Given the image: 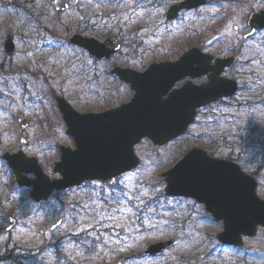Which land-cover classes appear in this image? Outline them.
<instances>
[{"label":"rangeland","instance_id":"1","mask_svg":"<svg viewBox=\"0 0 264 264\" xmlns=\"http://www.w3.org/2000/svg\"><path fill=\"white\" fill-rule=\"evenodd\" d=\"M176 1L180 0H148V8L144 10L141 3L126 0L119 3L113 19L95 17L87 22L84 13L92 15L96 8L92 0H84V13L74 5L66 12H59L54 0H0V94L8 88L16 91L14 100L3 103L0 111V256L10 251L9 255L22 264H110L118 261L123 264H178L173 256L182 251L177 252L176 247L181 248L188 239L201 245L207 242V235L216 238L223 230L222 222L204 217V206L193 199L162 196L166 183L161 173L173 167L192 147H202L220 158H228L230 153L239 151L216 148L217 139L209 137L207 130L212 133L217 129L214 114L226 108L227 103L246 100L254 94L250 85L255 75L258 79L264 76V30L247 40L243 37L249 31L243 15L264 9V0H211L212 4L182 12L176 21L167 22L165 14ZM9 28L13 29L16 45L11 55L5 53ZM98 31L106 34L98 37ZM115 34L124 35L129 46L112 55L110 64H96L86 50L69 43L72 35H86L104 42ZM197 46L209 53L231 54L232 50L236 53L237 61L226 73L239 81L240 91L235 97L202 109L198 122L185 135L165 146H156L149 139L142 140L136 145L141 160L139 166L114 180L85 183L82 187L55 192L47 201L39 203L30 198L29 189L15 185L14 174L2 159L5 152L24 149L28 155L39 159L48 175L59 178L60 173L53 171L61 159L58 144L75 148L57 106V96L65 97L82 113H98L114 103L120 106L130 101L133 91L118 77L104 79L102 71L109 65V69L116 65L144 71L155 58L157 62L175 61ZM143 62L146 63L141 65ZM99 73L101 81L97 78ZM201 81L205 79L197 80L196 84H202ZM259 83L261 89L257 92H264V81ZM260 97L252 98L258 102ZM19 117L29 121L27 128L20 127ZM208 121L211 126L204 127L202 123ZM258 132L260 140L257 142L264 144L262 124ZM21 137L28 140L29 147L21 145ZM104 193L108 204L101 199ZM258 193L264 199V193ZM150 197L167 211L172 206L169 215L179 221L181 228L173 231L160 226L158 230L144 231L150 221L156 219L151 220V215H146L145 211L140 214ZM85 200L88 202L85 208L90 211L86 215L74 212L79 207L78 202ZM9 215L17 218V225L7 231ZM141 216L146 218L147 226L143 228L139 223ZM62 217L64 222L51 230ZM103 221H109L107 229L112 233L116 231V223L126 229L131 236L127 244L114 248L116 246L111 244L119 245L117 239L106 247L94 244L92 239L99 236L97 228L93 230L92 227ZM80 234L92 235V238L78 237ZM169 238L177 242L161 257L128 258L144 252L151 243ZM248 246L252 250L264 249L263 229L255 238L246 239L244 248Z\"/></svg>","mask_w":264,"mask_h":264},{"label":"water","instance_id":"2","mask_svg":"<svg viewBox=\"0 0 264 264\" xmlns=\"http://www.w3.org/2000/svg\"><path fill=\"white\" fill-rule=\"evenodd\" d=\"M207 0H185L173 5L168 18L174 19L183 9L202 6ZM58 11H65L69 3L55 0ZM254 34L264 28V11L254 14L250 20ZM6 50L15 49L12 28L8 29ZM71 42L87 49L92 55L110 57L121 45L111 39L104 42L83 35H75ZM96 52H103L97 56ZM212 56L199 48H192L178 61L152 64L145 72L117 68L115 73L131 85L135 94L132 100L106 112L82 114L67 101L59 98V106L68 125V134L75 140L76 149L62 147L61 160L55 172L62 178L49 182L42 173L38 160L27 157L23 151L6 153L4 158L16 175L19 185L29 184L27 174L34 173L38 180L31 197L46 200L53 190L79 184L84 180L104 181L134 169L139 164L135 146L144 138L163 146L183 135L194 122L197 110L224 97H232L238 91L237 80L223 76L234 58L217 59L211 66ZM208 75L209 81L196 85L187 82L181 89L170 90L185 77L192 79ZM24 128L28 121L20 119ZM22 143L28 144L23 138ZM169 195L185 196L206 205L216 221L223 222L224 229L217 235L225 245L242 247L244 237H254L258 228H264V199L257 193L258 182L234 162L216 159L201 148L191 149L171 170L163 174ZM60 219L51 229L63 223ZM16 221L9 217L8 230ZM174 239L152 244L146 253L157 256L174 243ZM121 264V262L112 263Z\"/></svg>","mask_w":264,"mask_h":264},{"label":"trees","instance_id":"3","mask_svg":"<svg viewBox=\"0 0 264 264\" xmlns=\"http://www.w3.org/2000/svg\"><path fill=\"white\" fill-rule=\"evenodd\" d=\"M126 0H92L96 8L92 15L84 13L83 7L84 0H72L74 8H80V12L84 13V17L87 22L92 21L95 17L112 18L115 12L119 10V3ZM141 3L145 8L148 0H134ZM118 3V4H117ZM152 4V3H151ZM140 5V4H139ZM154 6V4H152ZM119 15V14H118ZM113 19V18H112ZM98 37L104 36L103 31H98ZM114 39L121 42L124 46H129L128 40L122 34H115ZM138 47V46H137ZM260 81H264L263 78L258 79V75L254 76V81L250 85V90L254 91V94L246 100H232L226 104V108L219 110L214 115L216 116L217 129L212 133L207 130V135L211 138L217 139L216 148L224 147L233 151L235 149L238 152H232L227 157L228 159H234L239 162L244 169L250 174L256 176L259 180V191L264 193V144L257 141L260 140V134L258 132L259 126L262 124V131H264V92H257L261 89ZM261 95L260 100L254 101L252 97ZM225 109L226 112H223ZM210 114L209 121L211 119ZM208 117H205L207 119ZM205 122L202 125L204 127H210V123ZM212 129V127L210 128ZM247 149V153H241L242 150ZM255 150V152L253 151ZM154 198H148V202L145 205L146 215H152L154 211L157 217L154 221L150 222V228L146 232H150L153 229L163 226V228L170 230H177L179 221L171 219V215L166 218L169 211L161 209L157 204H153ZM156 207H155V206ZM154 218V217H153ZM170 219V220H169ZM168 224H166V221ZM180 225V224H179ZM152 227V228H151ZM100 247H106L103 238L100 239ZM182 251V254L178 252L173 258L177 259L178 264H264V249H237V248H225L218 245L215 242L214 236L207 235V242L196 245L190 239L181 248L176 247ZM11 252L7 251L0 256V262H10L12 264H22L19 259L10 256ZM134 253V252H133ZM116 252L113 253L115 256Z\"/></svg>","mask_w":264,"mask_h":264},{"label":"flooded vegetation","instance_id":"4","mask_svg":"<svg viewBox=\"0 0 264 264\" xmlns=\"http://www.w3.org/2000/svg\"><path fill=\"white\" fill-rule=\"evenodd\" d=\"M210 1V3L212 4L213 3V1H211V0H209ZM209 3V4H210ZM244 17V19L245 20H247V25H248V27H249V17H248V15H243ZM239 29V27H235V29ZM249 30H250V28H249ZM247 33V32H246ZM245 33V34H246ZM244 34V35H245ZM244 37V36H243ZM211 55L213 56V59L211 60V62H210V64H211V66H213V65H215V63H216V59L217 58H220V57H234L235 58V60H234V62L230 65V67H228V68H226V70H225V74L227 73V71H229V70H231L232 68H233V66L235 65V63H236V61H237V55H236V53L232 50V52H231V54H225L224 52H222V53H220V54H215V53H211ZM94 59V62L96 63V64H98V65H102V64H110V60L109 59H107V58H103V59H97V58H95V57H93ZM109 67H110V65L108 66V68H106V69H104L103 71H102V74H104V79L106 80V79H111V78H115V77H117L115 74H113V69L116 67V65H113L112 67H111V69H109ZM100 72V71H99ZM96 73H98V70H96ZM97 78H98V80L99 81H101V77H100V73L97 75ZM204 79H205V81H201V83H203V82H207L208 80H209V78H208V76L206 75L205 77H203ZM188 80H190V78L189 77H186V78H184V79H182L181 81H179L177 84H176V88H178V87H180V86H182L185 82H187ZM201 80H202V78H201ZM106 86L107 85H104V87L106 88ZM109 86H111V85H109ZM111 90V89H110ZM59 145V146H58ZM57 146H58V148H59V151H60V148H61V144H58ZM49 148L50 149H52L53 147L52 146H49ZM32 179H35V177H32ZM30 190V189H29ZM205 217H208V218H211V215L209 214V213H207L206 211H205Z\"/></svg>","mask_w":264,"mask_h":264},{"label":"snow or ice","instance_id":"5","mask_svg":"<svg viewBox=\"0 0 264 264\" xmlns=\"http://www.w3.org/2000/svg\"><path fill=\"white\" fill-rule=\"evenodd\" d=\"M97 56H99V55H103L104 53L103 52H96L95 53Z\"/></svg>","mask_w":264,"mask_h":264}]
</instances>
